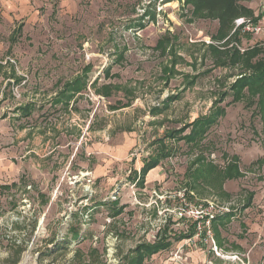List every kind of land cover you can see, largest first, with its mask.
I'll return each instance as SVG.
<instances>
[{
  "label": "rangeland",
  "instance_id": "374dc122",
  "mask_svg": "<svg viewBox=\"0 0 264 264\" xmlns=\"http://www.w3.org/2000/svg\"><path fill=\"white\" fill-rule=\"evenodd\" d=\"M80 1L76 12H56L58 0L16 12L0 0V264L17 249L15 264H131L135 246L161 232L171 246L141 264H264V120L233 96L243 67L229 58L262 41L261 3L247 18L263 31L229 43L184 0ZM78 75L86 87L66 105L61 91ZM220 108L201 141L166 136ZM160 139L171 150L153 187L130 188L133 174L117 164L92 170L107 146L129 150L134 170ZM180 186L228 207L211 224L223 256L199 241L178 249L165 190Z\"/></svg>",
  "mask_w": 264,
  "mask_h": 264
},
{
  "label": "trees",
  "instance_id": "16d2710c",
  "mask_svg": "<svg viewBox=\"0 0 264 264\" xmlns=\"http://www.w3.org/2000/svg\"><path fill=\"white\" fill-rule=\"evenodd\" d=\"M248 1L251 0H184L186 4L192 6L194 14L196 16L200 18L216 20L218 23V27L215 36L218 37V39H221L222 37L227 38L229 43H231L232 41H237V37H239L240 35L239 30L232 31L234 19L240 16L248 17L253 15V11L244 5V2ZM19 30L20 29L18 28V31ZM231 31L232 34H230ZM157 45L162 47V42L158 41ZM238 52L239 51L237 49H234L231 55L229 54V58L232 61L234 59L238 62H241L243 67V70L241 71L239 76L230 86L231 92L233 93V96H239L240 98L248 100V105L252 106V104H255L256 110L254 113L261 115L264 120V60L262 57L258 56L261 51L259 47L254 46L250 49L245 50L243 53ZM104 70L106 72L107 68ZM105 72L104 74H106ZM85 87V75H78L74 77L73 80L66 82L63 90L61 91L62 96H64L63 102L68 105L70 100L74 98L75 93L81 91ZM61 99L63 98H59L57 99V101H61ZM21 109L24 115L30 114V106H25ZM156 109L157 108H154L153 110ZM222 112L223 109L220 108V112H210L205 116L198 117L192 123L184 126V128L168 132L166 136L175 138L176 140H184V142H189L193 145L201 141L206 128H210L216 122L217 117ZM186 128H189L188 135L181 134L185 131ZM157 142L159 144L157 153L154 156L150 157L141 169L140 184L143 181V176L151 168L158 165L161 159L170 156L171 149L166 146V144L164 143V139H160ZM199 160L200 159H198V161ZM233 167V165H228L229 170L227 172V176H229L230 172L233 171ZM222 217L223 216H218L215 218V220L218 221V219H222ZM215 220L212 221L214 222L213 226L216 222ZM189 233H193L192 228L190 229ZM162 235V232L159 233V235L157 233L153 242H144L137 244L131 251V254L135 255L130 257L129 262H131V264H141L144 256H151L158 251L169 248L171 246V242L167 240V235H165V232L164 235ZM183 236L186 235H179L178 237H176V239L180 240L183 238ZM216 238L217 234L214 233L215 242ZM19 253L20 250L17 249V251L14 252L15 256L12 259L7 260L6 262H9V264H15L19 259Z\"/></svg>",
  "mask_w": 264,
  "mask_h": 264
},
{
  "label": "built area",
  "instance_id": "2783aa9c",
  "mask_svg": "<svg viewBox=\"0 0 264 264\" xmlns=\"http://www.w3.org/2000/svg\"><path fill=\"white\" fill-rule=\"evenodd\" d=\"M235 30H239L241 33L259 35L263 31V27L259 22H255L246 16H240L234 19L232 31ZM134 185H131L130 188L134 187ZM165 194L166 198L174 202L171 205L172 209H169V215L173 216L176 225H179L182 228L183 234L186 235L180 239L182 242L179 244L178 249L182 252L183 247L186 245L196 248L199 241L200 243L211 244V249L214 253L218 256H223L215 244L211 224L218 215L227 212L229 210L228 207L212 199H201L199 203L192 201L190 198L195 197L194 193L186 187L180 186V188L174 191L165 190ZM189 219L193 221H191L190 226L188 224ZM191 228L193 233L190 234ZM37 254L36 252L35 255ZM25 258L26 256L23 257V261L20 264H24Z\"/></svg>",
  "mask_w": 264,
  "mask_h": 264
},
{
  "label": "crops",
  "instance_id": "0c3cea01",
  "mask_svg": "<svg viewBox=\"0 0 264 264\" xmlns=\"http://www.w3.org/2000/svg\"><path fill=\"white\" fill-rule=\"evenodd\" d=\"M46 2V1H45ZM80 0H58L57 5H56V12H76L78 9H80L81 4H80ZM56 3V2H54ZM261 3V4H260ZM258 4H260V11L259 9H257L260 13L259 15L261 16L260 20L262 23H264V0H252V1H248V2H244V5L254 9V15L255 11H256V7L258 6ZM8 6V8L10 10H15L16 12H40V8L43 5H47L44 2H41V0H8V3L6 4ZM55 11V10H52ZM17 27H19V29H22V24H18ZM18 30V28H17ZM217 30V29H216ZM260 39L262 40L261 42H259V44L257 45L260 49H262L264 51V34H262L260 36ZM254 47V45H253ZM106 146V145H105ZM103 152H105V154L98 152L95 156V158L93 157L94 161H97L95 163L92 164V170L95 173V175H97L99 177V175L103 174V173H110L111 172V168L113 167L114 164H117L118 166H120V170H124L125 171V175L127 177H129V175L133 174V179H135V182H133L135 185H139V186H143L145 188H150L153 187L154 184H159L160 183V179H161V175L159 174V172L157 171L158 165H156L155 167L151 168L144 176H143V181L140 184V172L141 169L143 167V165L146 163V161L148 160H143V161H139L137 166L134 168V170L132 168L129 167H125L123 160H125L124 156H128L129 154V150H126L123 153H113L110 152L112 150H110V147L107 146L106 148H101L99 149ZM92 153V152H91ZM101 153V154H100ZM131 157V154H130ZM127 159V158H126ZM128 161L131 160L127 159ZM91 162L89 159H82V161H80L78 164L82 167V168H90V163ZM123 166V167H121ZM145 179H147V181L145 182ZM131 185H134V184ZM134 185V186H135ZM117 199V198H115ZM146 243H150L149 241H144Z\"/></svg>",
  "mask_w": 264,
  "mask_h": 264
}]
</instances>
